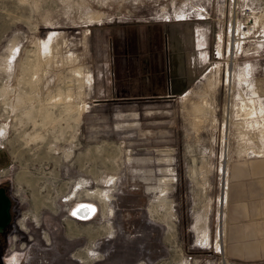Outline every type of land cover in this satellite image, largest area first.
Masks as SVG:
<instances>
[{
    "label": "rangeland",
    "instance_id": "374dc122",
    "mask_svg": "<svg viewBox=\"0 0 264 264\" xmlns=\"http://www.w3.org/2000/svg\"><path fill=\"white\" fill-rule=\"evenodd\" d=\"M165 21L208 22L213 39L224 28L210 68L173 99L138 98L135 85L111 83L109 28L150 36L148 26ZM263 21L264 0H0V185L13 203L0 260L264 264L228 258L223 238L231 167L262 155L257 139L255 150H238L235 113L250 99L264 109ZM77 66L92 74L90 83H79ZM200 99L208 112L196 125L190 109ZM78 191L97 205L90 221L72 214L76 196L66 200Z\"/></svg>",
    "mask_w": 264,
    "mask_h": 264
},
{
    "label": "crops",
    "instance_id": "0c3cea01",
    "mask_svg": "<svg viewBox=\"0 0 264 264\" xmlns=\"http://www.w3.org/2000/svg\"><path fill=\"white\" fill-rule=\"evenodd\" d=\"M203 23H153L146 30L150 36L140 29L131 31L121 26L113 30L111 26L109 47L104 51L105 57L109 56L111 83L120 82L118 88L135 85L138 98L173 99L184 94L217 57L222 40L224 28L217 29L213 39L208 22ZM155 30L161 36L159 42ZM151 37L155 40H149ZM148 42L150 49L146 47ZM147 69L154 72L151 78L144 75ZM119 73L123 75L116 76ZM229 180L223 235L226 256L232 260H264V154L234 163Z\"/></svg>",
    "mask_w": 264,
    "mask_h": 264
},
{
    "label": "bare ground",
    "instance_id": "6f19581e",
    "mask_svg": "<svg viewBox=\"0 0 264 264\" xmlns=\"http://www.w3.org/2000/svg\"><path fill=\"white\" fill-rule=\"evenodd\" d=\"M51 37L52 36H50V38ZM50 42H51V40H50ZM50 45H52V44H50ZM221 49L222 48H221V45H220L219 52H221ZM232 52H234V51H232ZM48 56H50V55H48ZM73 57L74 56L70 57L71 58L70 61L75 59V57L74 58ZM214 67H215V65H214ZM212 68H213V66H212ZM212 68L210 70H212ZM75 75L77 76L76 79L79 81L80 84L81 83H84L85 81L87 83H90L92 81V78H93L92 77V74L90 72H84V68L82 66H77L75 68ZM213 77H214L213 74H209L207 76L206 83H205L204 87L201 88V90H203L204 92H207L208 91V89L211 87V85L213 83V81H212L213 80L212 79ZM201 90H199V92ZM190 94L192 95V93H190ZM60 95L61 96H58V97L53 98V101L52 102L54 103V105H57L60 102V100H58V99H64L63 96H65V95L63 93H61ZM66 98L67 99L65 100V102L67 101V103H68L67 105L70 108L71 105H72L71 104L72 103L71 102V100H72L71 91H68L66 93ZM186 99H187V97H186ZM48 101L51 102V100H48ZM199 101L200 102H193V103L191 101L192 105H191V109L190 110H191L192 114L190 112V115H193L192 116V120L194 121V123L196 125L198 123L202 122V121L204 122V119L207 118V117H204V115L205 114L207 115V112H208V111H206V108H207V102H206V100L201 101V99H200ZM61 102H62V100H61ZM84 107L85 106H83L82 108L84 109ZM75 108H73V109H75ZM78 108L81 109L80 106ZM78 108H76V109H78ZM237 108H238V111L236 110L237 113H235V114H237V119H236L237 122H236V125L238 126L237 127L238 128L237 138H238V144H239L238 150L239 151H244V152H249V150H251V149L255 150V147H256L255 144H257V143H255V140L257 139L260 142V144H261L259 151H260L261 154H264V109H263V106L259 103V101L255 100V99H250L249 101H241L240 104H238V107ZM42 110H43V114L46 116V118L51 117V113H50L51 110L50 111H48L47 109H42ZM71 110H72V108H71ZM66 111H67V109H66ZM33 112H34L33 110H30L29 111V115L31 117L33 115ZM212 120L214 121V118H212ZM195 121L198 122V123H196ZM86 190H87V193H90V194L92 193L91 190H89V189H86ZM97 194L100 195V197H103L102 199H105L106 200L107 194L105 193V191H98ZM78 195H79V191L77 192V195H76V193H73L72 195L68 196L67 199H66L67 201H70V200H72V198L74 196H76V199H75V201H74V203L72 204V207H71V212H72L73 215L79 217V219H81V220L90 221V219H92L94 217L93 214H94L95 210H97V205H96V203L94 201H91V200L78 199L77 198ZM93 197H94V195H93ZM110 210L112 211V209H110ZM196 230H197L198 236H200V240L202 241V243L203 244H209L210 239H209L208 231L204 227H202V225H199V223H197V225H196ZM217 246H218V248H221L222 243L220 242V240L217 241Z\"/></svg>",
    "mask_w": 264,
    "mask_h": 264
},
{
    "label": "water",
    "instance_id": "95a60500",
    "mask_svg": "<svg viewBox=\"0 0 264 264\" xmlns=\"http://www.w3.org/2000/svg\"><path fill=\"white\" fill-rule=\"evenodd\" d=\"M254 155L252 152L249 153L250 157ZM11 219V197L7 194L5 188L0 187V233L4 231Z\"/></svg>",
    "mask_w": 264,
    "mask_h": 264
},
{
    "label": "flooded vegetation",
    "instance_id": "af4514ba",
    "mask_svg": "<svg viewBox=\"0 0 264 264\" xmlns=\"http://www.w3.org/2000/svg\"><path fill=\"white\" fill-rule=\"evenodd\" d=\"M1 154H3V153L0 152V155ZM0 187L5 188V190H6L7 194H8L7 185L3 184V185H0ZM12 204L13 203H12V200H11V207H12ZM11 216H12V212H11ZM11 222H12V219H11ZM11 222L5 227L4 231L11 224ZM4 231L2 233H0V235L3 234ZM2 246H4V242H3L2 237L0 236V249H1ZM50 254H52V252ZM15 255L16 254H13L12 256L9 257V259H6V260H5V258L3 256H1L0 264H32V263L36 262L37 259H38V254H32V255L31 254L30 255L26 254L24 256H15ZM43 258H45V257H43ZM48 258H49V260H51L50 256Z\"/></svg>",
    "mask_w": 264,
    "mask_h": 264
},
{
    "label": "built area",
    "instance_id": "2783aa9c",
    "mask_svg": "<svg viewBox=\"0 0 264 264\" xmlns=\"http://www.w3.org/2000/svg\"><path fill=\"white\" fill-rule=\"evenodd\" d=\"M250 19H248V21H249ZM96 213H97V210H95V212H94V214H93V216H95L96 215ZM75 216V215H74ZM75 218L76 219H78V220H81V219H79V217H77V216H75Z\"/></svg>",
    "mask_w": 264,
    "mask_h": 264
}]
</instances>
